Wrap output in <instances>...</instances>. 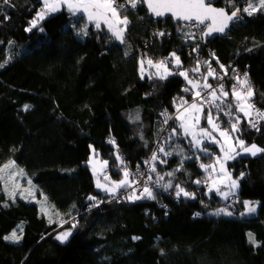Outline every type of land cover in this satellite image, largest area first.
Wrapping results in <instances>:
<instances>
[{
  "label": "trees",
  "instance_id": "16d2710c",
  "mask_svg": "<svg viewBox=\"0 0 264 264\" xmlns=\"http://www.w3.org/2000/svg\"><path fill=\"white\" fill-rule=\"evenodd\" d=\"M249 2L259 0H215L228 12L239 9L241 19L194 55L184 46L189 27L150 17L142 2L120 11L129 23L118 41L103 25L97 29L84 14L64 7L26 31L42 0H0V166L10 159L21 166L63 221L58 227L37 204L12 202L0 192V264H264V152L227 165L239 176L230 216L214 214L226 199L206 193L200 169L219 154L217 146L205 144L206 153L191 148L175 116L164 147L177 141L189 157L156 165L155 199H110L112 194L94 187L85 163L94 149L108 160L112 176L128 172L162 135L163 114H174L181 99H193L191 86L178 73L166 79L153 72L141 76L140 58L169 61L175 53L195 80L196 66L208 72L204 59L211 49L224 65L247 72L254 93L250 101L264 109V9L249 15L242 10ZM206 78L208 84L214 81ZM220 85L228 93L233 88L227 79L218 92ZM239 128L246 145L264 149V122L259 130L246 121ZM169 182L172 187L166 189ZM176 185L192 195L178 197ZM244 201L258 203L255 215L241 214ZM60 229L71 231L66 241L56 239ZM14 230L19 240L4 239Z\"/></svg>",
  "mask_w": 264,
  "mask_h": 264
},
{
  "label": "snow or ice",
  "instance_id": "6c2138e0",
  "mask_svg": "<svg viewBox=\"0 0 264 264\" xmlns=\"http://www.w3.org/2000/svg\"><path fill=\"white\" fill-rule=\"evenodd\" d=\"M146 3L148 9L151 10V12L156 15L157 17L164 16L166 13L171 14V17L175 18L178 21H195L197 25L199 24H205L206 21H210V23H207L205 26L207 28V31L203 34L205 36L211 35L215 32H224L225 29L228 27V23L230 21H233L234 19H239V9L231 11V14L229 15L228 12L224 8H215L211 6V3L208 2V0H127V4H117L116 0H42L43 6L40 8V10L36 13V16L30 21V27L26 29V31H31L33 28H36L40 21H43L46 16L52 12L59 11L61 6H66L68 11L75 15L77 13H86L87 18L89 22H94L95 27L97 29L101 28V23H104L108 26L109 31L112 33L113 36H115L119 40H123V32L126 30V26L129 23L127 16H123L121 18L120 11L126 10L127 5H130L131 8H136L139 3ZM232 0H229V3H231ZM3 3L7 4L9 3V0H3ZM259 9H264V0H259ZM257 7L254 6L252 3H248V7L244 8L243 11L248 13L249 15L252 14V12L257 11ZM110 14V15H109ZM7 18V17H6ZM113 18L115 19V24L118 25H124L125 27L117 29L113 23ZM40 31H43V28H40ZM86 35L87 33L84 32ZM159 35L163 36L164 33H158ZM171 58L175 59L177 67L180 66L181 61L178 56L175 55V53L171 54ZM147 63L150 66L157 67L158 69L162 65H166L167 61H160L157 64H153L152 60H148ZM0 67H3L2 64H0ZM224 66L221 65V68ZM199 69H193V71H198ZM141 73L143 74V62H141ZM167 74H161V79H166ZM179 75L184 76L186 80H188V83L193 86V88H199L200 85L198 83L193 82L192 80L188 79V74L186 72H180ZM209 76L214 75V70L211 69V66L209 65ZM207 78L205 77V80ZM237 85L240 86L238 89L236 85L233 86L231 95L235 97L236 105L235 109L239 113H243L245 117L248 118V123L253 128L258 129V121L264 120V112L255 109L254 105L250 103L251 97L254 95L253 90L248 83L247 73L244 74V78L240 79L237 77ZM203 88L206 89H212V85L208 83L203 84ZM246 88V92L243 90ZM184 91H189L188 88H185ZM220 95H217V92L215 89H212L208 95L212 97L211 100H207V103L211 107H215L217 110H222L221 105L216 103L217 100L222 101V97L226 98L228 97L229 93L224 90V86L220 85ZM197 97L200 96V92L197 91L195 93ZM181 105L186 104V101H183L181 99L180 101ZM29 106L25 105V110H27ZM191 111L194 113V115L190 116L189 119L193 120V123L189 125L186 121H184V114L181 113L177 119H181L182 123L180 124V129L183 130V133L185 135H191L192 136V144L194 147L199 149L200 151H206L205 149L201 148L202 145V139L201 138H207L210 139L213 143H220L219 140H217L213 136V132L219 131V135L221 137H224L225 143L227 144L230 140H235V144H227V147H225V144H221V151L224 152V157H217L216 163H219L221 166V171L224 172L225 176H230L229 173L224 171V164L225 161L228 159H234L235 156L232 155V153H235V155H239V152H236V147H239L240 151L244 153H250L251 155L255 156L259 152H264V149L259 148L257 145L252 144L251 146H247L245 144V141L238 137L233 136V133H237L240 131L239 124H240V117L236 116L235 121L230 124L229 129L221 130L220 125L218 123H215L213 120V115L211 110L207 113V115L204 117L208 123V125L211 126V131H209L207 128H200L199 133L195 131H191L192 128H195L201 119V115H195V113H202L203 107L198 106L197 103L190 104L187 108H185V112ZM256 113V119L252 118V113ZM226 115L231 114V106H229V112L225 113ZM166 116L165 123H167V119L170 117H167L166 113L164 114ZM219 117H217L218 119ZM177 129H173V135L177 134ZM94 151V150H93ZM160 151H163V149H160ZM165 155H171V153H165ZM119 159V156L117 157ZM152 160H156L157 157L155 154L151 157ZM163 162V161H162ZM146 163H148L146 161ZM9 167H14V162H10L8 165H4L3 168H0V173L4 171V169H7ZM201 167H215V165H201ZM22 172V170H20ZM151 171H155V168L153 167ZM17 173H13L9 176V179H12L13 175H16ZM173 173H168L169 176H171ZM130 173L127 171L124 172V179L114 183V186L112 188H107L104 185H101L99 181H97V187L98 188H104L106 192L112 193L115 195L117 189L121 187H131V183L129 182ZM243 175V174H241ZM2 178V177H0ZM107 179V177H106ZM159 179H163V177H159ZM149 180H151V177H149ZM29 184H31V181H28ZM196 183H200V181H196ZM164 187L170 188L172 187V184L169 182L168 184L164 185ZM231 188L238 187V183L236 180H231L230 183ZM176 195L179 197L181 194L184 196H190L192 194L186 192L183 188H181L179 185H176ZM5 190H7V187H5ZM15 190L11 191L9 193L10 196H15ZM225 199L228 198V194L221 193ZM144 196H147L148 198L155 199V196L153 195L152 190L145 186L139 196L135 195L134 193L127 197L128 199H141ZM89 200H95L96 198L93 196L88 197ZM244 206L248 213H254L256 211V207L252 206L250 202L244 201ZM215 215L220 214H226V215H232L231 212H229L226 208L218 209ZM198 216L199 213H196ZM76 224H72V228H75ZM71 235V231H64L61 234H59L56 239L60 240L61 242L66 241L68 237ZM21 237H19L16 234V231L14 230L10 236L4 237V239H10V240H19ZM250 242L255 243V238L252 236L251 233H249ZM133 239H139V237H133Z\"/></svg>",
  "mask_w": 264,
  "mask_h": 264
},
{
  "label": "rangeland",
  "instance_id": "374dc122",
  "mask_svg": "<svg viewBox=\"0 0 264 264\" xmlns=\"http://www.w3.org/2000/svg\"><path fill=\"white\" fill-rule=\"evenodd\" d=\"M254 6L257 7V9L259 8V2L253 4ZM248 7V5L244 6V8ZM242 9V10H243ZM121 18L124 15H120ZM118 24H115V27L117 29H119ZM123 36H124V32H123ZM115 37V36H114ZM116 38V37H115ZM118 41H121L118 39ZM176 55V54H175ZM177 56V55H176ZM149 59H142L140 58L138 61L139 64V74L141 76H144L150 72H153L154 75H157L160 77L161 74H166V73H180V72H186V70L181 68V64L179 67H177L175 59L171 58V55L169 56V61H167L166 65H162L159 69L157 67L154 66H150L147 61ZM206 58L204 59V64L205 67L206 66ZM141 62H143V74L141 73ZM160 61H153V64H157ZM151 67V69H150ZM198 68L199 71L198 73L195 74V79L199 80L200 82H205V77L207 76L208 72L200 73L201 69L199 67H195ZM171 74H167V76L171 75ZM182 78H184V76L180 75ZM185 79V78H184ZM189 80H192L189 76H188ZM186 80V79H185ZM188 83V80H186ZM193 81V80H192ZM195 83H199L198 81H193ZM188 85H190L188 83ZM192 88V97L193 99L190 100H186V104L181 105V103L179 102V104L177 105V109L175 112V119L176 122L179 124L182 123L181 119H177V117H179L181 115V113L184 114V121H186L189 125H191L193 123V120L189 119L190 116L194 115V113H192L191 111L189 112H185V108H187L190 104L192 103H197L198 106H202L203 107V112L202 113H195V115H201V119L199 121V124L195 127L192 128L191 131H195L197 133H199V129L200 128H207L209 131H211V126L208 125L206 119L204 118L207 113L209 112V110H211L212 115H213V120L215 123H217L218 119H217V114L214 113L215 109L206 106V104L204 103V101L202 100H197L195 99L197 96L195 95V93L197 92L196 89L197 88H193L192 85H190ZM213 89L216 90L217 95H220V92H218L217 88L214 87ZM233 89V88H232ZM231 89V92H232ZM239 89V88H238ZM231 92L229 94H231ZM246 92V91H245ZM231 96V100L230 101H225L224 98H222L221 100H217L216 103L220 104L221 107H223L224 109L227 108V106H234V110H232L231 108V114L232 116H230L231 118V123L235 121L236 116H239L240 119V123L243 121H246L248 123V118L244 116L243 113H239L236 111L235 109V105H236V100L235 97ZM212 99V97H211ZM250 103L252 104V102L250 101ZM226 107V108H225ZM214 110V111H213ZM221 130H225V129H229V126H224V127H220ZM181 134L183 136L188 137V140L190 141V146L193 149L199 150L196 147L193 146L192 144V136L189 135H185L183 133V130L180 129ZM233 136H238L237 133H233ZM213 136L220 141V143H213L210 139L207 138H201L202 139V145L201 148L205 149L204 145L208 144V145H215L217 146L218 150H219V154L218 156L223 158L224 157V152L221 151V144H225V147H227V144H235V140H230L227 142V144L225 143V139L224 137H221L219 135V131L213 132ZM252 144H248L247 146H251ZM259 147V146H258ZM260 148V147H259ZM94 149H91V152L89 154V157L87 159V161L85 162L91 171L92 174V178H93V183H94V187L97 190H100L102 192L108 193V194H112L109 192H106L104 190V188H98L97 185V181H99V183L101 185H104L107 188H112L114 186V183L119 182L121 180L124 179V172L126 171L125 169L121 170V176L115 178L114 176H112V174L106 172V169L108 167V160L100 158L98 155H96L95 151H93ZM170 150L171 152H173L175 154V156L178 158V160H180V162L186 160L189 156L186 152V148L184 146H182L180 143H178L177 141L172 142L171 146H170ZM200 151V150H199ZM201 153H206L205 151H200ZM236 152H239V155H235V153H232V155L235 156V158L240 157V156H247V155H251L250 153H244L242 151H240L239 147H236ZM260 153V152H259ZM257 153V154H259ZM114 158L116 159V162L118 164H121V155L119 154L118 151H114ZM256 154V155H257ZM119 156V159L117 158ZM234 158V159H235ZM234 159H228L225 161L224 164V171L229 173L230 176H225L224 172L221 171V166L219 163H216V160H210L207 163H201L200 164V169L204 172L205 177L203 178L204 180V184L205 186H207V190L206 193L208 195H210L211 193L216 194L217 198L221 201H223L225 198L221 193H225L229 195H232L234 193H236V190L238 187L236 188H231L230 187V183L231 180H236L238 185H239V176H236L232 173L231 170H229L227 168V165ZM10 162H14L11 159L7 160L2 166H0V168H3L4 165H8ZM201 165H205V166H209V165H215V167H201ZM22 170V172L20 171ZM13 173H17L16 175L12 176V179H9V176L12 175ZM0 192L3 193L7 199L9 201L14 202L17 198H20L22 200H25L26 202H33L35 204H37L39 212L45 216V218L49 221V222H53V223H57V226H61L63 225V221H62V216L60 214V212L54 207V205L48 200V198L46 197V195L44 193H42L39 188L33 183L31 177L29 176V174L18 164H16L14 162V167H9L7 169H4V171L2 173H0ZM107 177V179H106ZM31 181V184L28 183V181ZM5 187H7V190H5ZM15 190V196L12 197L9 195V193L11 191ZM117 192V191H116ZM183 195V194H182ZM184 196V195H183ZM133 200V199H132ZM249 202V201H248ZM252 206L258 205V203L255 202H250ZM223 207L219 206L218 208L215 209V213L218 209H222ZM228 210V209H227ZM229 212H231L232 210H228ZM232 213V212H231ZM246 217H251L253 215L256 214V211L254 213H248L246 208H244L243 212L241 213ZM225 216H229L226 214H223ZM62 221V222H61ZM66 229H60L61 232H64Z\"/></svg>",
  "mask_w": 264,
  "mask_h": 264
},
{
  "label": "built area",
  "instance_id": "2783aa9c",
  "mask_svg": "<svg viewBox=\"0 0 264 264\" xmlns=\"http://www.w3.org/2000/svg\"><path fill=\"white\" fill-rule=\"evenodd\" d=\"M184 25L189 27V32H188L189 40H191L194 35H198V34L202 33V30L197 25H190V24H185V23H184ZM208 54H209V56L206 58L207 59L206 60L207 69L209 71V65H210L211 69L214 70V75L211 76L214 79V81L210 84V85H212V89L214 87H217L220 84V82H222L223 80L228 79V77L231 78L230 84L232 86L236 85L237 88H240V86L237 85V77H239L240 79H243V77L240 75L241 72L239 71V69L233 68L234 66H232L231 64L224 65L223 63H221V64L215 66L212 64V59L214 58L215 53L213 52V50L208 49ZM221 65H223L224 67L221 68ZM248 83L250 84L251 88L253 89V85L249 79H248ZM199 85H200V87L197 88L196 91L200 92V96L197 98L204 101L206 106L211 107L207 103V100H211V96H209L208 93L212 89L203 88L202 84H199ZM243 90L246 91V88ZM254 107H255V109H258V110L264 112V110H262L258 106L254 105ZM211 108L215 109V113L217 114V117H219L217 123L220 125V127H224V126L230 127V124H231L230 116H231V114L227 115L226 119L221 117V113H223V112L228 113L229 112V107L228 106H227V108L225 107L226 109L221 107L222 110H217L215 107H211ZM165 113H166L167 117H170V118L167 119V123H164L163 129L161 132L162 135H159V137L154 141L151 149L146 154V156L142 159V162L129 170L130 175L128 178H129V182L131 183V187H124V188L118 190L115 193V195L112 194L110 196V199L122 201V200H125L130 195H132L133 193L135 195L139 196L145 186H148L151 190H154L156 188H160L159 185H152L153 171H151V169L153 167L155 168L156 165L167 164L168 157H170L172 155V152L164 147V143H165L164 134L168 132L169 125L173 121L174 115L171 113H168V112H165ZM164 114H163V116H164V121H165L166 116ZM252 118L256 119V113L255 112L252 113ZM261 121L262 120L258 121V126L260 125ZM249 127H251L250 124H249ZM160 149H163V151H160ZM165 153H171V155H165ZM153 154L156 155V157H157L156 160L151 159ZM215 159H217V157H215ZM146 161L148 163H146ZM149 177H151V180H149ZM236 200L237 199H236L235 195L228 196L227 201L223 204V207L224 208L234 207ZM87 207H90V204H88Z\"/></svg>",
  "mask_w": 264,
  "mask_h": 264
},
{
  "label": "bare ground",
  "instance_id": "6f19581e",
  "mask_svg": "<svg viewBox=\"0 0 264 264\" xmlns=\"http://www.w3.org/2000/svg\"><path fill=\"white\" fill-rule=\"evenodd\" d=\"M153 18V17H152ZM176 23V25L178 26H182V27H186L185 25H184V22H175ZM185 24H190V23H185ZM190 25H197V24H190ZM198 26V25H197ZM199 27V26H198ZM201 30H202V32H203V27H199ZM168 34H170V33H168ZM203 33H200V34H198V35H194L193 37H192V39L191 40H189V38H188V36L187 37H185V39H184V42H186V44H184V46H185V48L187 49L186 51H188V52H191V50L194 52V55H198L199 54V52H200V50H201V48H202V45L201 44H204L205 42H203ZM176 37V36H175ZM191 48V50H189ZM222 62L217 58V56L215 55L214 56V58L212 59V64L213 65H215V66H217V65H219V64H221ZM207 68V67H206ZM207 71H208V69H207ZM245 73H247L245 70H242L241 71V76L244 78V74ZM207 76H208V74H207ZM247 78L249 79V77H248V75H247ZM195 79V78H194ZM250 80V79H249ZM193 81H198L199 83L198 84H204L205 82L207 83V80L205 81V82H200L199 80H197V79H195V80H193ZM227 81L228 82H230L231 83V78L230 77H228V79H227ZM218 89V88H217ZM195 99H197V100H200V99H198L197 97L195 98ZM257 106V105H256ZM259 107V106H258ZM259 108H261V107H259ZM262 109V108H261ZM262 110H264V109H262ZM215 113V112H214ZM174 116H175V113L173 114ZM231 116H232V114H231ZM221 117L222 118H224V119H226L227 118V115L223 112V113H221ZM174 118V117H173ZM262 122H264V120H262L261 121V123ZM178 127H179V125H178ZM250 128H252V127H250ZM168 150H170L169 148H167ZM171 151V150H170ZM174 157H175V154L174 153H172V155L170 156V157H168V159H167V161H168V163L172 160V159H174ZM216 157H219L218 155L216 156ZM215 159V158H214ZM216 160V159H215ZM109 170L108 169H106V172H108ZM114 173H117L118 171L116 170V171H113ZM128 173H129V171H128ZM129 179V178H128ZM159 184V181L156 179V178H153L152 179V185H158ZM122 188H124V187H121V188H119V189H117V191L118 190H120V189H122ZM206 188H208L207 186H206ZM157 189V188H156ZM232 195H235V193L234 194H232ZM230 196V195H229ZM127 199V198H126ZM227 201V199L226 200H224L223 201V204L225 203ZM237 201V200H236ZM235 205V204H234ZM257 206L258 205H256V210H257ZM222 207H223V205H222ZM224 208V207H223ZM245 208V207H244ZM226 209H231V207L230 208H226Z\"/></svg>",
  "mask_w": 264,
  "mask_h": 264
},
{
  "label": "water",
  "instance_id": "95a60500",
  "mask_svg": "<svg viewBox=\"0 0 264 264\" xmlns=\"http://www.w3.org/2000/svg\"><path fill=\"white\" fill-rule=\"evenodd\" d=\"M208 2H210L211 3V6H213V7H215V8H223V7H220V6H217V5H215L214 3H215V0H208ZM143 3V2H142ZM143 5H144V8L146 9V11H147V13L149 14V16L150 17H153V18H155V19H162V18H170L172 21H174V22H184V23H190V24H197L195 21H191V22H189V21H178V20H176L175 18H173V17H171V14H165L164 16H160V17H157L156 15H154L152 12H151V10L150 9H148V7H147V4L146 3H143ZM227 11V10H226ZM228 12V11H227ZM228 14L230 15L231 14V12H228ZM239 19H234L233 21H230L229 23H228V27L225 29V31L224 32H222V33H220V32H215V33H213V34H211V35H208V36H205L204 34L202 35L203 36V42H206V40H208V39H210V38H213V37H216V36H224L228 31H229V29L231 28V26L234 24V23H236V22H238L240 19H241V12L239 11ZM207 23H210V21H206L205 22V24H199L198 26L199 27H203V32L202 33H204V32H206L207 31V28H206V24Z\"/></svg>",
  "mask_w": 264,
  "mask_h": 264
},
{
  "label": "crops",
  "instance_id": "0c3cea01",
  "mask_svg": "<svg viewBox=\"0 0 264 264\" xmlns=\"http://www.w3.org/2000/svg\"><path fill=\"white\" fill-rule=\"evenodd\" d=\"M42 6H43V4H42ZM66 8L67 9V7L66 6H61V8ZM60 8V9H61ZM68 10V9H67ZM52 13H54V12H52ZM82 14H84L85 15V17H86V19L88 20V18H87V14L86 13H83V12H81ZM110 15V14H109ZM120 15H122L121 13H120ZM89 21V20H88ZM94 23V22H93ZM113 23H114V25H115V19L113 18ZM95 24V23H94ZM101 25H103L108 31H109V29H108V26L106 25V24H104V23H101ZM123 27H125L124 25H120L119 26V28H123ZM110 32V31H109ZM125 32V31H124ZM111 33V32H110ZM112 34V33H111ZM117 39V38H116ZM118 40V39H117ZM256 212H257V210H256Z\"/></svg>",
  "mask_w": 264,
  "mask_h": 264
}]
</instances>
